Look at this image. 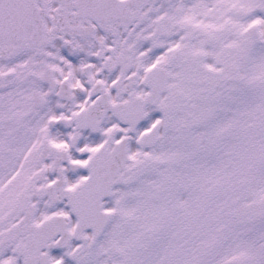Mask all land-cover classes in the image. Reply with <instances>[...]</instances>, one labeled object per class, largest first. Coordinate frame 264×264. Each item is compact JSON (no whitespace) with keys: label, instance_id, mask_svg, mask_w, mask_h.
Returning a JSON list of instances; mask_svg holds the SVG:
<instances>
[{"label":"snow or ice","instance_id":"1","mask_svg":"<svg viewBox=\"0 0 264 264\" xmlns=\"http://www.w3.org/2000/svg\"><path fill=\"white\" fill-rule=\"evenodd\" d=\"M0 264H264V0H0Z\"/></svg>","mask_w":264,"mask_h":264}]
</instances>
